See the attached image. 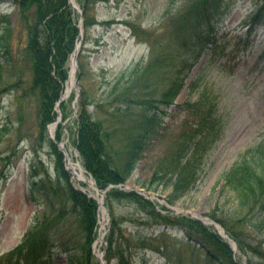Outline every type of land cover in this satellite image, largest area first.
Returning a JSON list of instances; mask_svg holds the SVG:
<instances>
[{
	"label": "trees",
	"instance_id": "trees-1",
	"mask_svg": "<svg viewBox=\"0 0 264 264\" xmlns=\"http://www.w3.org/2000/svg\"><path fill=\"white\" fill-rule=\"evenodd\" d=\"M77 1L87 33L88 27L96 22L95 6L108 0ZM222 1L193 0L184 4L176 17L168 16L166 21L174 32L175 51H158L162 48L160 44L151 43L149 58L114 78L104 102L95 103L89 109L83 89L73 145L97 187L107 190L104 203L110 210L112 201H132L145 209L154 223L182 227L189 243L194 247L198 243L204 249L210 264H241L230 245L210 226L186 215L171 218L156 210L144 196L117 187L130 177L151 142L161 136L167 107L174 104L191 69L214 42L207 26L210 27L211 13ZM15 3L17 21L26 34L25 50L32 73L30 88L38 98L37 124L42 135L47 124L56 117L54 106L63 91L68 59L78 39L79 14L68 0H16ZM260 18L264 21V0H260L254 13L255 21ZM128 25L132 34L140 39V29L135 24L128 22ZM11 32L12 27H6L5 35L0 37V58L3 48H8L7 37ZM1 69L0 59V72ZM59 105L65 119L67 104L60 102ZM184 106L187 115L181 131L169 138L167 151L158 159L149 181H135L146 190H156L158 186L162 191L169 189L166 199L170 204L195 186L205 158L224 127L217 103L206 94L199 91L197 99ZM61 129L59 126L55 133L57 141L61 140ZM47 140L55 156V176H50L46 169L44 174L34 169L30 182L40 192L45 210L38 208L19 243L0 256V264H50L61 253L65 255L64 264H97L92 243L96 237L98 203L74 187L62 153L51 138ZM39 174L43 177L38 178ZM221 180L220 196L230 193L223 206L226 208L227 203L231 206L226 212L219 210L220 204H217L209 217L225 228L240 254L247 256L245 264H256L252 256L264 253L261 251L264 242V141L245 149ZM35 193L31 194V199L37 202ZM164 236L165 231H162L155 238L160 246H166ZM128 237L121 232L119 219L111 212L104 247L107 264L113 258H116L114 264H131L127 254L131 255L134 245ZM139 240L135 242L140 244L137 246L153 248L146 240Z\"/></svg>",
	"mask_w": 264,
	"mask_h": 264
},
{
	"label": "rangeland",
	"instance_id": "rangeland-1",
	"mask_svg": "<svg viewBox=\"0 0 264 264\" xmlns=\"http://www.w3.org/2000/svg\"><path fill=\"white\" fill-rule=\"evenodd\" d=\"M15 1L0 0V37L5 35L6 27H12L7 37L8 48H3L0 58V256L19 243L38 208L45 210L40 192L30 184L31 173L36 169L44 174L46 169L54 178L55 156L47 139L52 134L55 136L59 126L62 127L60 141L69 155L65 159L66 165L71 167L79 162L82 166L73 145L82 90H85L89 100L87 107L92 109L93 104L101 103L108 95L114 78L120 77L128 67L149 58L151 43L160 44L162 48L158 51H175L176 47L172 44L174 32L166 19L168 16L176 17L182 6L193 0H108L97 3L96 22L88 27L87 33L82 27L83 33L79 36V39L82 37V44L76 57L75 82L60 101L67 104V116L63 119L60 102H56V117L47 124L42 135L37 124L38 98L30 88L32 73L25 50L26 34L17 21ZM74 2L81 9L79 2ZM259 3L260 0H223L221 6L211 13L207 29L210 28V37L214 42L191 69L174 104L167 107L161 136L151 142L121 186L124 190L134 189L140 195H147L156 210L171 218L179 215L193 219L210 218L209 214L217 204H220L219 210L227 212L231 205L227 203L224 208L223 203L230 193L220 196L222 175L245 149L264 141V21L254 19ZM128 22L140 29V39L132 34ZM67 66L69 75L71 55ZM67 85L66 79L60 96ZM199 91L217 103L224 127L205 158L195 186L170 204L166 199L169 189L162 191L163 188L157 185L156 190H146L135 181H149L158 159L167 151L169 138L181 131L187 115L184 104L194 102ZM55 120L57 123L51 133L50 125ZM84 173L90 178L85 170ZM42 174L38 178L43 177ZM72 180L75 187L97 199L98 193L94 189H89L74 177ZM103 191L104 201L107 190ZM33 192H36L37 202L31 199ZM106 209L107 215H104L103 210L98 208L100 223L97 222L96 233L98 236V231L102 232L103 238L92 250L97 264H103V261L107 264L104 247L111 212L118 217L121 232L129 236L134 245L131 255L127 254L131 264H210L204 249L199 244L195 247L191 245L182 227L154 223L145 209L128 200L112 201V210L107 206ZM197 220L217 232L213 225ZM162 231H165L163 242L166 246H160L158 239L155 240ZM139 239L146 240L153 248L137 246L140 244L135 242ZM246 257L237 250L236 258L241 264H245ZM115 259L108 264H114ZM252 260L256 264H264V253L252 256ZM64 263L65 255L61 253L50 264Z\"/></svg>",
	"mask_w": 264,
	"mask_h": 264
},
{
	"label": "water",
	"instance_id": "water-1",
	"mask_svg": "<svg viewBox=\"0 0 264 264\" xmlns=\"http://www.w3.org/2000/svg\"><path fill=\"white\" fill-rule=\"evenodd\" d=\"M69 3L73 6L74 9L78 10L77 6L73 3L72 0H69ZM78 28L80 30V36H81L82 33H83V30H82V22H80V24H78ZM81 44H82V37L80 38L79 42L77 43V45H76V47H75V49L73 51V54H72V58L71 59H72V64H74V69L72 68V72L69 73L68 81L70 80L72 74H74L75 67H76V57H77V54L79 53V50H80L79 47L81 46ZM66 95H67V91L65 92L64 96H66ZM64 96H62L59 101H61L64 98ZM55 123H57V121ZM51 137L54 138L53 136H51ZM55 142L57 143L58 147L60 148V150L64 154V156L67 157V152H66L65 146L62 143H60V142H57V141H55ZM67 168H68L69 171L72 172V169L70 167H67ZM92 181H93V186H94L95 190L97 191V193H99V194L102 195L103 194V191L100 190L99 188H97V186L95 185V182H94L93 179H92ZM143 196L145 198H149L147 195H143ZM101 198L102 197L97 198V201H98L99 204H102V199ZM104 212L107 214V209L105 207H104ZM192 216L195 217L194 215H192ZM196 218L197 219H200V220H202L204 222H206L208 225L215 226V228H217V230H218L219 235H221L224 238H226L229 241V243L231 244L232 249L233 250H236V244H235V242L232 239H229V237L225 233V230L223 229L222 226H220L219 224L215 223L213 220H210L209 218H205V217H196Z\"/></svg>",
	"mask_w": 264,
	"mask_h": 264
},
{
	"label": "bare ground",
	"instance_id": "bare-ground-1",
	"mask_svg": "<svg viewBox=\"0 0 264 264\" xmlns=\"http://www.w3.org/2000/svg\"><path fill=\"white\" fill-rule=\"evenodd\" d=\"M72 68L74 69V64H72ZM73 82H74V76L72 74V76L69 80V84L67 86V90H69L72 87ZM67 156H69V155H67ZM71 168L73 171V177L76 181H78L81 184L87 185L89 189H94L92 179H90L89 177L86 176V174L84 173V169L79 164V162L72 164Z\"/></svg>",
	"mask_w": 264,
	"mask_h": 264
}]
</instances>
